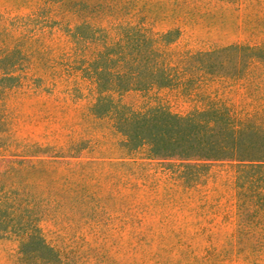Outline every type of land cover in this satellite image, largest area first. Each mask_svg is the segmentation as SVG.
Returning a JSON list of instances; mask_svg holds the SVG:
<instances>
[{"label": "trees", "instance_id": "trees-1", "mask_svg": "<svg viewBox=\"0 0 264 264\" xmlns=\"http://www.w3.org/2000/svg\"><path fill=\"white\" fill-rule=\"evenodd\" d=\"M45 1L77 12L64 28L78 78L94 90L86 111L107 124L64 141L19 136L5 101L29 53L17 42L0 47V240L16 237L18 263L81 264L46 239L50 225L101 244V264H264V93L250 92L264 81V0L232 1L249 9V38L199 50L172 48L178 26L100 25L84 14L87 0ZM212 78L241 82L252 108L210 93ZM174 88L199 106L180 114L159 101L135 108L124 100ZM220 174L230 179L236 232L181 233L179 215Z\"/></svg>", "mask_w": 264, "mask_h": 264}, {"label": "rangeland", "instance_id": "rangeland-1", "mask_svg": "<svg viewBox=\"0 0 264 264\" xmlns=\"http://www.w3.org/2000/svg\"><path fill=\"white\" fill-rule=\"evenodd\" d=\"M124 1L87 0L91 11L84 14L100 25L104 18L112 21L131 18L154 31L178 26L181 35L172 46L175 50L208 49L250 37L249 9L244 3L237 7V3L232 2L236 0H131L123 4ZM77 15L67 1L56 4L45 0H0V47L10 48L17 42L29 53L25 77L18 88L8 91L5 101L9 123L27 140L64 141L78 134L86 136L88 130L99 131L107 124L86 111L94 99V90L78 78L73 43L64 28L72 26ZM261 68L264 69V65ZM261 82L257 89L252 86L250 92L264 93V81ZM206 87L210 93L242 111L251 109L254 104L250 99L253 94L246 93L241 82L212 78L206 82ZM195 99L181 95L176 88L124 97L135 108L159 101L180 114L199 106L198 98ZM225 176L216 175L196 192L191 207L179 215L178 221L187 224L181 233L206 238L236 232L231 183ZM217 191H222L219 198ZM45 236L63 253L75 255L81 264H101L98 242L81 235L69 238L50 225L45 226ZM0 264H19L16 237L0 240Z\"/></svg>", "mask_w": 264, "mask_h": 264}]
</instances>
